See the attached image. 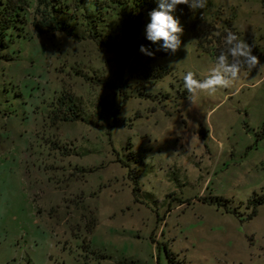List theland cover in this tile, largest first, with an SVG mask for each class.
Returning <instances> with one entry per match:
<instances>
[{
	"label": "rangeland",
	"instance_id": "1",
	"mask_svg": "<svg viewBox=\"0 0 264 264\" xmlns=\"http://www.w3.org/2000/svg\"><path fill=\"white\" fill-rule=\"evenodd\" d=\"M212 3L264 43V0ZM37 4L0 33V264H264L262 59L188 93L215 60L182 19L181 48L149 58L147 15L116 50L39 32Z\"/></svg>",
	"mask_w": 264,
	"mask_h": 264
},
{
	"label": "trees",
	"instance_id": "2",
	"mask_svg": "<svg viewBox=\"0 0 264 264\" xmlns=\"http://www.w3.org/2000/svg\"><path fill=\"white\" fill-rule=\"evenodd\" d=\"M27 4L28 0H0L1 34L11 27L19 30L23 28ZM73 4L70 5L67 0H38L34 26L41 33L56 30L78 39L89 37L99 45L119 50L120 42L113 37L112 32L118 28L123 34L129 33L131 41H134L139 37L145 15L155 7L154 0H75ZM212 4V0H207L203 9H188L186 5H180L178 7L183 9V14L177 12V15L196 38V44L215 60L225 49L222 38L228 31L236 33L240 39L242 37L230 18L221 19L220 9L211 11ZM146 43L141 38L137 40L136 46L139 48V45ZM0 44L4 46L1 38ZM249 45L252 54L264 63V43ZM254 195L257 196L254 199L257 203L264 202V192Z\"/></svg>",
	"mask_w": 264,
	"mask_h": 264
},
{
	"label": "clouds",
	"instance_id": "3",
	"mask_svg": "<svg viewBox=\"0 0 264 264\" xmlns=\"http://www.w3.org/2000/svg\"><path fill=\"white\" fill-rule=\"evenodd\" d=\"M154 3L155 7L147 12V21L143 25V37L148 43L139 45L138 51L149 58L157 53L172 56L181 48L184 32L180 16L177 15V12L183 14V9L178 6L203 9L207 0H154ZM222 39L225 49L215 58V67L210 75L202 80L195 79L192 71L182 75L183 87L188 93L200 90L212 94L217 88H227L238 78L242 68L257 65L258 58L252 54L250 45L236 33L228 31Z\"/></svg>",
	"mask_w": 264,
	"mask_h": 264
}]
</instances>
